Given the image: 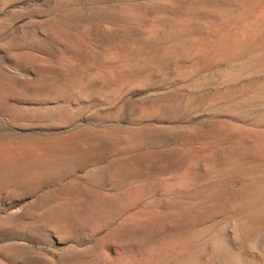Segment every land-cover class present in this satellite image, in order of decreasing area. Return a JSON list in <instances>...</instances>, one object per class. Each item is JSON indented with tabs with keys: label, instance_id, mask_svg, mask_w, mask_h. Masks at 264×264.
Segmentation results:
<instances>
[{
	"label": "rangeland",
	"instance_id": "374dc122",
	"mask_svg": "<svg viewBox=\"0 0 264 264\" xmlns=\"http://www.w3.org/2000/svg\"><path fill=\"white\" fill-rule=\"evenodd\" d=\"M9 14L0 66L18 82L76 77L32 105L42 126L0 123V138L61 144V163L81 139L114 142L41 181L43 206L1 191V264H264V0H11ZM146 127L155 138L131 144Z\"/></svg>",
	"mask_w": 264,
	"mask_h": 264
},
{
	"label": "bare ground",
	"instance_id": "6f19581e",
	"mask_svg": "<svg viewBox=\"0 0 264 264\" xmlns=\"http://www.w3.org/2000/svg\"><path fill=\"white\" fill-rule=\"evenodd\" d=\"M11 0H0V3L2 2V6L0 10H4L6 5L10 2ZM92 1V0H88ZM13 2V0H12ZM1 5V4H0ZM52 8V7H51ZM50 9V8H49ZM17 11V10H16ZM50 10L47 11V14ZM35 12V11H34ZM37 12V11H36ZM3 13V12H2ZM32 13V12H31ZM29 13V14H31ZM39 13V12H38ZM50 14H52L51 12H49ZM55 13V12H54ZM53 13V14H54ZM57 13V12H56ZM49 14V16H50ZM10 15V14H9ZM12 15V14H11ZM10 15V17H6L7 19H1L0 20V33H3L4 31H6L7 28H9V24H11L10 22L12 21V16ZM16 15V14H15ZM20 15V14H19ZM18 15V16H19ZM24 15V14H23ZM45 15V14H44ZM100 15V14H99ZM25 16V15H24ZM55 17V16H54ZM98 17V16H96ZM108 17V16H107ZM14 18V17H13ZM19 18V17H18ZM51 18V17H50ZM64 18V17H63ZM20 19V18H19ZM43 19V18H42ZM62 19V17H61ZM253 19V18H251ZM14 21V20H13ZM48 21V20H47ZM47 21H44L47 23ZM50 21H52V18L50 19ZM255 21V19L253 20ZM258 21V20H257ZM256 21V23H257ZM31 22V21H30ZM35 22V21H34ZM15 23V22H14ZM42 23V21H41ZM56 23V21L54 22ZM53 23V24H54ZM52 24V23H51ZM50 24V25H51ZM248 24V23H247ZM39 26V23L37 24ZM254 25V24H253ZM14 26V25H13ZM47 26V24H46ZM58 26V23L57 25ZM56 26H50L49 29L51 31L52 34H54L59 27ZM33 27V26H32ZM44 27V26H43ZM42 27V28H43ZM256 27V26H254ZM46 28V27H45ZM48 29V28H46ZM258 29V28H256ZM10 30V29H9ZM254 30V29H253ZM14 31V30H13ZM43 31V30H42ZM172 31V30H171ZM245 31V30H244ZM10 33V32H9ZM46 33V30H45ZM49 33V35L51 34ZM250 33V32H249ZM23 34V33H22ZM119 35V34H118ZM2 37H0L1 39ZM2 41V40H1ZM22 41V40H21ZM20 41V43H21ZM6 43V46L8 49H10L11 51L14 49H20L22 48V51L19 52V54L22 57H32L30 54V50H31V46L29 47L27 45H22V44H13V43ZM34 44V42H33ZM2 46V45H1ZM38 46V44H37ZM7 50V49H6ZM5 50V51H6ZM8 51V50H7ZM13 56L16 57L15 51L11 53ZM91 54V53H90ZM93 54V53H92ZM110 54V53H109ZM16 60V59H15ZM110 61V60H109ZM98 62V61H96ZM90 63V62H89ZM91 64H95L92 63ZM90 64V65H91ZM100 64V63H99ZM105 64V63H104ZM102 65V64H101ZM108 65V64H107ZM96 66V64H95ZM91 67V66H89ZM102 67V66H101ZM46 68V67H45ZM44 68V69H45ZM93 68H95L93 66ZM103 68V67H102ZM108 68V67H107ZM106 68V69H107ZM97 69V68H95ZM95 69H91V71ZM99 69V66H98ZM104 69V68H103ZM39 70V69H38ZM57 70V69H56ZM105 70V69H104ZM108 70V69H107ZM106 70V71H107ZM68 71V70H67ZM98 71V70H97ZM101 71V70H100ZM103 71V70H102ZM16 72V71H15ZM70 72V71H69ZM84 72V71H83ZM92 72V74H93ZM111 72V71H110ZM68 73V72H67ZM64 74L63 72V81H55V79L49 80L48 82L44 81V79L42 77L37 76L33 81H30L28 83L20 81L18 82L17 78H19L16 74L13 73H9L6 71V69H4L2 66H0V123L8 126L9 128H14L15 126H24L22 128L25 127H31L33 125H39L42 126V117L41 115H36V113L33 112L34 109H36L35 107L33 108L32 105H42V104H46V103H57L58 97H60V95L64 92L63 89H67V87L69 86L67 83L70 82L72 79L74 78L72 81L74 82L75 77L76 76H72L70 78H68L69 76H71L69 73L68 74ZM87 73V72H86ZM100 73V72H99ZM103 73V72H102ZM40 74V73H39ZM47 74V73H46ZM61 74V73H60ZM106 74V73H103ZM99 75V74H98ZM102 75V74H101ZM121 75V74H120ZM93 76H95L93 74ZM105 76V75H104ZM115 76V75H114ZM113 76V77H114ZM89 77V76H88ZM91 77V75H90ZM98 77V76H97ZM97 77H95L97 79ZM82 78V77H81ZM94 77H92L93 81L95 79ZM105 78V77H104ZM110 78V77H109ZM27 79V78H26ZM79 79V78H78ZM87 79V80H86ZM99 79V77H98ZM15 80H17L18 84L16 82H14ZM21 80V79H20ZM23 80V78H22ZM29 80V78H28ZM83 80V78H82ZM84 80H86L88 82V78H85ZM25 81V80H24ZM68 81V82H66ZM71 81V82H72ZM84 81V83L87 84V82ZM91 81V80H90ZM118 81V80H117ZM81 82V80H80ZM16 83V84H15ZM82 83V82H81ZM81 83L79 85H81ZM83 83V84H84ZM100 83V82H99ZM72 84V83H71ZM70 84V87L72 88ZM78 85V81L77 83H75ZM88 85V84H87ZM62 86V87H61ZM81 87V86H80ZM79 87V88H80ZM84 87V86H83ZM75 88L77 89L76 85ZM86 88V87H85ZM84 89V88H83ZM87 89V88H86ZM85 91V90H84ZM83 91V92H84ZM77 92V91H76ZM73 93V92H72ZM78 93L79 89H78ZM88 93V92H87ZM64 95V94H63ZM90 95V94H89ZM65 96V95H64ZM75 96V95H74ZM81 97V95H79ZM87 96V94H86ZM83 97V95H82ZM64 99L66 98L63 97ZM62 99V98H61ZM68 99V98H67ZM70 100V99H69ZM72 102V101H71ZM70 102V103H71ZM48 105V104H46ZM65 105V104H64ZM52 106V105H51ZM62 106V105H61ZM60 106V107H61ZM28 107H32V108H28ZM53 107V106H52ZM59 107V106H57ZM67 107V106H66ZM65 107V108H66ZM142 107V106H141ZM48 108V107H47ZM72 108V107H71ZM70 108V109H71ZM41 109V108H40ZM60 109V108H59ZM67 109H69L67 107ZM69 109V111H70ZM42 112L43 110L45 111L46 108H42L41 109ZM62 110V109H61ZM37 111V110H34ZM39 111V110H38ZM37 111V112H38ZM53 111V110H52ZM51 111V112H52ZM41 112V111H40ZM50 114H53L51 113ZM56 112V111H55ZM67 112V111H66ZM73 112V111H72ZM79 113V111H78ZM82 113V112H81ZM42 114V113H41ZM46 114V113H45ZM58 114V112H57ZM56 114V115H57ZM63 114V113H62ZM55 115V114H54ZM75 115V114H74ZM73 115L69 114L67 116V119L71 118ZM83 116V115H82ZM50 117V115H49ZM76 117V115H75ZM42 118V119H41ZM48 118V117H46ZM54 118V117H53ZM80 119V118H79ZM47 120V119H44ZM48 121V120H47ZM70 120H65L64 123L69 122ZM46 122V121H45ZM50 125L53 128H58L61 126V120L59 118H55L50 120ZM63 125V124H62ZM70 125V124H69ZM45 126V125H44ZM49 126V124H48ZM64 126V125H63ZM50 127V126H49ZM65 127V126H64ZM152 127V126H151ZM4 128V126H3ZM6 128V127H5ZM20 128V127H19ZM25 128V129H27ZM141 128V127H140ZM102 129V128H101ZM24 130V129H23ZM157 132V131H156ZM153 131L152 128L150 127H146L143 130H138L136 133V138L135 141L131 144H134V146L137 143H144L147 142L148 140H152L155 138V133ZM2 134V133H1ZM106 134V133H105ZM158 134V133H157ZM4 135V134H3ZM5 136V135H4ZM29 137V136H28ZM36 138V137H35ZM53 139V138H52ZM58 139V138H57ZM97 141H99L102 144V148L104 150H108V152L111 153L112 147H113V142L114 140L110 137H107L106 135H98L96 137ZM122 139V138H121ZM124 139V138H123ZM15 140V139H14ZM10 141L9 139H5V138H0V193L2 190H4L5 188H9L12 183H14L13 185H15V189L13 190L14 194L18 195H27L30 196L31 198H33L30 201V206L32 208V206L34 205H42L43 203L45 204L46 201L48 200L50 197H48V199H43V194L39 191V187L41 185V181H43L46 177H52L54 174H57L59 171H61L62 169H68L71 165L75 164V163H82L85 162L87 157H88V153L89 152H99L101 151V147H99L97 144H91L90 142H88V140L86 141H82L78 142V143H74L77 146V150L79 151V154L75 157V153H73L71 156H74L75 158L72 159H64L65 157H63V162H56L54 160H56V157H58L57 153L59 151L62 152L63 150H65L64 148H62L63 146L61 144H50L48 146L44 145V146H40L37 148L31 147L27 144H25L22 141ZM24 140V139H23ZM30 140V139H29ZM33 140V139H32ZM43 140V139H42ZM124 142V141H123ZM126 142V141H125ZM99 143V144H100ZM128 146H130V142L127 143ZM145 144V143H144ZM119 145V144H118ZM121 145V144H120ZM125 146V145H124ZM122 147V146H121ZM116 148V147H114ZM134 148V147H133ZM122 148H120L121 150ZM125 149V148H124ZM128 149V148H126ZM68 151V150H67ZM45 152H49L51 156H44ZM64 152V151H63ZM73 152V151H72ZM105 152V151H104ZM65 153V152H64ZM63 153V154H64ZM29 154H33L37 157V159L32 160V161H26V157ZM62 154V155H63ZM114 154V153H113ZM34 156V157H35ZM111 156V154L109 155ZM46 157V158H45ZM150 158V157H149ZM158 158V157H157ZM124 159V158H123ZM138 159V158H137ZM180 159V157H179ZM60 160V159H59ZM109 160V159H107ZM121 160V159H120ZM135 160V159H133ZM132 160V161H133ZM142 160V159H141ZM149 159H144L142 160L141 163L143 164H147ZM154 160V159H153ZM110 161V160H109ZM108 161V162H109ZM122 161V160H121ZM137 162V161H136ZM112 163V162H111ZM120 163V162H119ZM114 165V164H113ZM130 165V164H129ZM148 165V164H147ZM134 165H132L133 167ZM140 166V165H139ZM130 167V166H129ZM106 169V168H105ZM114 169V168H113ZM142 169V168H141ZM111 170V169H110ZM123 170V169H122ZM126 170V169H125ZM132 171V170H131ZM124 172V171H123ZM117 172H115L116 174ZM90 174V173H89ZM92 174V173H91ZM85 175V174H84ZM55 177V176H54ZM91 177V176H90ZM66 178V177H65ZM49 179V178H47ZM90 180V179H89ZM61 181V180H60ZM87 181V180H86ZM93 181V180H92ZM91 182V181H90ZM69 183V182H68ZM67 183V184H68ZM69 186V185H68ZM71 186V185H70ZM69 188V187H68ZM85 188V187H84ZM52 189V188H51ZM67 188L64 187L63 190L64 191H60L59 193L57 192L55 195L51 196V202L48 203H52L51 207H57L58 205L63 204L65 205L64 202H66L68 200L66 195V190ZM39 190V191H38ZM47 195V194H46ZM45 196V195H44ZM50 196V195H49ZM46 198V196L44 197ZM69 201V200H68ZM102 201V200H101ZM47 204V203H46ZM49 205V204H48ZM29 206V205H27ZM35 207V206H34ZM33 207V208H34ZM30 208V207H28ZM36 208V207H35ZM46 208V207H45ZM49 208V207H47ZM27 210V208L25 209ZM48 210V209H47ZM57 210V209H56ZM63 210V209H62ZM26 212V211H25ZM30 212L29 209L27 210V213ZM33 213V212H31ZM43 213V212H41ZM18 215V214H17ZM39 215V213L37 214ZM42 215V214H41ZM60 215V214H59ZM21 216V215H20ZM40 217V216H38ZM47 217V216H46ZM60 217V216H59ZM58 217V219H59ZM66 217V216H65ZM22 219V218H21ZM55 219V218H54ZM1 221V220H0ZM21 221V220H20ZM19 222V220H18ZM43 222V221H42ZM7 223V222H6ZM5 222L2 224H6ZM17 223V222H16ZM22 223V222H21ZM15 224V223H14ZM56 224V223H55ZM1 225L0 223V233L2 232H7L8 229ZM7 229V230H6ZM11 230L9 229V232ZM20 231V230H19ZM11 233V232H10ZM250 233V232H249ZM16 234V233H15ZM6 235V234H5ZM9 235V234H8ZM3 236V235H2ZM1 238V237H0ZM16 245V244H15ZM21 245V244H20ZM27 247V246H26ZM14 248V247H13ZM28 249V248H27ZM19 250V249H18ZM23 250V249H22ZM29 250V249H28ZM27 251V250H26ZM21 253V252H19ZM16 254V253H15ZM14 254V255H15ZM5 255V254H4ZM17 255V254H16ZM21 255V254H20ZM2 256V255H1ZM3 256V260H4ZM10 257V256H8ZM12 258H14L15 256H11ZM28 257V256H27ZM11 258V259H12ZM1 259V258H0ZM7 259V258H6ZM10 259V258H9ZM10 259V260H11ZM20 259V258H19ZM21 260V259H20ZM32 260V259H31ZM17 261V260H16ZM27 261V260H26ZM24 263V262H23ZM28 263V262H27ZM34 263V262H32ZM1 264V263H0ZM30 264V263H29ZM38 264V262H37Z\"/></svg>",
	"mask_w": 264,
	"mask_h": 264
}]
</instances>
